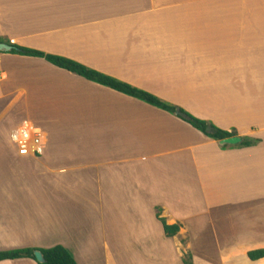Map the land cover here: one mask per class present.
<instances>
[{
    "label": "crops",
    "instance_id": "obj_1",
    "mask_svg": "<svg viewBox=\"0 0 264 264\" xmlns=\"http://www.w3.org/2000/svg\"><path fill=\"white\" fill-rule=\"evenodd\" d=\"M0 38L259 140L222 149L163 109L0 52V137L21 162H6L0 138V250L62 245L78 264H184L186 253L192 264H264L247 256L264 248V0H0ZM24 122L41 132L35 155L18 152ZM157 214L179 226L174 236Z\"/></svg>",
    "mask_w": 264,
    "mask_h": 264
},
{
    "label": "trees",
    "instance_id": "obj_2",
    "mask_svg": "<svg viewBox=\"0 0 264 264\" xmlns=\"http://www.w3.org/2000/svg\"><path fill=\"white\" fill-rule=\"evenodd\" d=\"M0 42H5L9 44L12 48L8 53L23 55V56H32V57H39L45 59L47 62L60 67L62 69H65L67 71H70L72 73H75L79 76H82L83 78L96 82L98 84L107 86L111 89H114L118 92H121L123 94H126L128 96L137 98L145 103H148L152 106L158 107L160 109H163L169 113H172L179 118L183 119L184 121L191 124L194 128L201 131L204 135L207 137L219 141L223 138L231 137V136H237V132L235 130H223L216 126H214L212 123L196 118L190 113L186 112L182 108L175 106L173 104L167 103L157 96L136 88L130 84H127L123 81H120L116 78H113L111 76H108L106 74L100 73L96 70H93L91 68H88L87 66L80 64L74 60H71L69 58L53 55V54H47L44 52H41L39 50H34L31 48L18 46L15 44H12L8 40H3L0 38ZM179 111L182 114L186 115V118H183L180 115H177L176 112ZM210 127L211 131H207V128ZM241 142L235 146L230 147H247L252 146L258 143V139L251 138L249 136H241ZM228 145H221L222 149L228 148ZM158 219L160 220L164 234L168 237L174 236L178 230L179 226L174 225H168L165 222V219L160 217L159 214H157ZM39 251L43 255V262H37L35 258V252ZM247 256L250 260H258L261 258H264V248L262 249H256V250H250L247 253ZM21 258H30L37 262V264H78L72 254L69 252L67 248H65L62 245H55L48 248H39V247H22V248H13V249H6V250H0V261L2 260H14V259H21ZM184 264H192V257L189 253H186L183 258Z\"/></svg>",
    "mask_w": 264,
    "mask_h": 264
},
{
    "label": "built area",
    "instance_id": "obj_3",
    "mask_svg": "<svg viewBox=\"0 0 264 264\" xmlns=\"http://www.w3.org/2000/svg\"><path fill=\"white\" fill-rule=\"evenodd\" d=\"M41 132L30 123L20 125L17 134L18 152L21 155L37 154L40 152Z\"/></svg>",
    "mask_w": 264,
    "mask_h": 264
},
{
    "label": "water",
    "instance_id": "obj_4",
    "mask_svg": "<svg viewBox=\"0 0 264 264\" xmlns=\"http://www.w3.org/2000/svg\"><path fill=\"white\" fill-rule=\"evenodd\" d=\"M11 46L5 42H0V52H7L11 50ZM177 115L182 116L183 118H186V115L182 114L181 112L177 111L176 112ZM207 131H211V128L208 127ZM241 137L240 136H231V137H227V138H223L221 140H219V144L220 145H236L239 144L241 142ZM35 258L37 260V262H43V255L41 252L36 251L35 252Z\"/></svg>",
    "mask_w": 264,
    "mask_h": 264
},
{
    "label": "rangeland",
    "instance_id": "obj_5",
    "mask_svg": "<svg viewBox=\"0 0 264 264\" xmlns=\"http://www.w3.org/2000/svg\"><path fill=\"white\" fill-rule=\"evenodd\" d=\"M8 133L7 131H5L4 135L1 138V140L4 141V146H5V154L8 155L7 156V161L9 163V165H11L13 168H16L17 165L21 162H19V158L16 157L15 159V148L13 143L9 140L10 137H8ZM7 144V145H6ZM1 165V164H0ZM209 243V242H208Z\"/></svg>",
    "mask_w": 264,
    "mask_h": 264
}]
</instances>
